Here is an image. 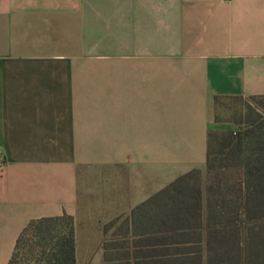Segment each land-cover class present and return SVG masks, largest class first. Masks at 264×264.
I'll list each match as a JSON object with an SVG mask.
<instances>
[{
    "label": "crops",
    "instance_id": "crops-1",
    "mask_svg": "<svg viewBox=\"0 0 264 264\" xmlns=\"http://www.w3.org/2000/svg\"><path fill=\"white\" fill-rule=\"evenodd\" d=\"M264 95V0H0V264L31 221L101 224L205 167L214 96Z\"/></svg>",
    "mask_w": 264,
    "mask_h": 264
},
{
    "label": "trees",
    "instance_id": "trees-1",
    "mask_svg": "<svg viewBox=\"0 0 264 264\" xmlns=\"http://www.w3.org/2000/svg\"><path fill=\"white\" fill-rule=\"evenodd\" d=\"M244 102L239 125L209 129L205 167L177 176L127 216L101 224L102 264H264V95ZM39 253L29 264H77L71 216L31 221Z\"/></svg>",
    "mask_w": 264,
    "mask_h": 264
},
{
    "label": "rangeland",
    "instance_id": "rangeland-1",
    "mask_svg": "<svg viewBox=\"0 0 264 264\" xmlns=\"http://www.w3.org/2000/svg\"><path fill=\"white\" fill-rule=\"evenodd\" d=\"M244 110V102L237 99L223 98L218 104L216 115L219 123L224 125L235 126L240 121ZM25 242H22L17 249L14 264H29L35 261L37 254L39 253V247L37 246V240L28 232L24 236Z\"/></svg>",
    "mask_w": 264,
    "mask_h": 264
}]
</instances>
